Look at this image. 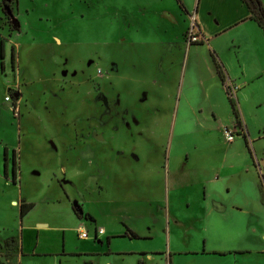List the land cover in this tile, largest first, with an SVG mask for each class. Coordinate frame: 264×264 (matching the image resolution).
<instances>
[{
    "label": "rangeland",
    "instance_id": "1",
    "mask_svg": "<svg viewBox=\"0 0 264 264\" xmlns=\"http://www.w3.org/2000/svg\"><path fill=\"white\" fill-rule=\"evenodd\" d=\"M133 7L131 0H0V264L11 252L23 255L22 241L26 248L39 243L40 253L70 255L29 256L25 264H139L130 250H169L194 234L186 223L179 233L174 227L175 217L183 222L194 211L178 196L170 209L175 180L164 166L171 157L186 158L193 142H205V130L194 127L207 122L184 105L175 112L174 101L162 97L151 73L157 49L132 46L147 39L132 35L145 29ZM243 27L217 44L236 61L228 51L239 42L242 64L248 69L252 61L259 72L255 88L263 102L254 110L264 134V36L255 38L253 54ZM5 148L11 158L17 153V184L12 160L10 177L4 174ZM25 203L37 205L29 219L21 217ZM39 220L50 228L38 229ZM95 228L106 231L101 241ZM80 229L90 239H80ZM128 229L151 239L121 237Z\"/></svg>",
    "mask_w": 264,
    "mask_h": 264
},
{
    "label": "crops",
    "instance_id": "2",
    "mask_svg": "<svg viewBox=\"0 0 264 264\" xmlns=\"http://www.w3.org/2000/svg\"><path fill=\"white\" fill-rule=\"evenodd\" d=\"M181 1L185 9L178 0H131L145 27L144 30H133L132 35L134 38L139 32L147 35L144 43L134 39L132 46L145 44L150 50L157 49L155 57L158 64L152 66L151 73L158 79L152 81L162 84V97L174 101L171 109L178 112L184 105V110L203 116L207 122L194 127L196 132L200 131L199 128L205 130V142H193L189 153L185 149L186 158L180 155L171 157L164 166L168 180H175L173 190L169 192L170 209V200L175 199L176 205L178 196L179 202L185 199L188 210L194 211L183 222L181 217H175L174 227L179 233L186 223L191 228L188 233L194 234H183L182 239L169 250L130 251L139 254V264H264V134L254 110L263 102L255 88L256 82H260V74L252 61L248 69L242 64L239 42L235 41L232 50L228 51V54L233 51L236 58L238 54L236 61L233 57L227 58L224 46L217 44L221 36L244 26L247 33L243 35L252 42L250 47L254 54V40L261 34L264 36V29L250 18L251 12L244 0H199L198 6ZM262 2L264 4V0ZM193 14L197 18L202 42L190 45L186 34L189 17ZM132 18L131 27L134 25V13ZM215 56L224 65L227 81L237 87L235 101L242 127L238 126ZM177 66L180 72L184 71L182 84L179 83L180 76H175ZM226 129L236 133L234 141L227 140ZM171 169L172 173L168 174ZM36 207L35 204L25 218L29 219ZM41 224L50 228V223L39 220L38 229H42ZM131 231L128 229L120 236L132 238L127 236ZM134 233L139 239H151L147 234ZM38 246L39 243L34 241L31 247L26 248L22 241L23 255L11 252L7 255L8 264H25V258L29 256H49L56 261L70 256L40 253ZM78 256L92 258L95 255Z\"/></svg>",
    "mask_w": 264,
    "mask_h": 264
},
{
    "label": "trees",
    "instance_id": "3",
    "mask_svg": "<svg viewBox=\"0 0 264 264\" xmlns=\"http://www.w3.org/2000/svg\"><path fill=\"white\" fill-rule=\"evenodd\" d=\"M178 2L180 3L181 7L183 9H185L182 1L178 0ZM244 2L246 3V5L248 6V8L251 12L250 18L252 20H255L256 22H258L260 27L262 29H264V4H263L262 0H244ZM6 58H7L6 43H5V41H3L2 42V59H3L2 69H3V72H5V70H6V63H5ZM214 59L216 62L218 73H219L223 83L226 84L227 77H226V73L224 70V65L222 62H220L218 60V58L216 56L214 57ZM11 61L13 64V68H15V62H16V51H15V49L12 50ZM230 103H231L232 109L234 111V114L237 118L238 126L242 127L241 114H240V111L238 109V106H237L235 99L230 97ZM12 158L10 156L9 149L5 148V150H4V174H5L6 178L10 177L11 172H10L9 161L12 160V162H13V165H12V167H13V182L15 184H17V179H18L17 173H18L19 166H18L17 153L16 152L13 154ZM34 208H35L34 203L22 204L21 205V217H22V219H24ZM127 236H130V237L135 238V239L140 238L136 233H134L132 231L130 234H127Z\"/></svg>",
    "mask_w": 264,
    "mask_h": 264
},
{
    "label": "built area",
    "instance_id": "4",
    "mask_svg": "<svg viewBox=\"0 0 264 264\" xmlns=\"http://www.w3.org/2000/svg\"><path fill=\"white\" fill-rule=\"evenodd\" d=\"M190 20V25H189V29L188 32L186 34V40L187 42L192 45V44H198L202 42V38L200 35V31H199V27H198V23H197V18L196 15L193 14L189 17ZM226 88L228 91V94L231 98L235 99L236 98V92H237V87L230 81L226 82ZM6 102L8 103H12V97L8 96L6 98ZM225 134H226V138L229 142H232L235 140L236 138V133L226 129L225 130ZM105 229L101 228V229H97L96 230V235H95V239L98 240L99 237L105 235ZM79 237L80 239L86 240V239H90V233L88 231H85L83 229H80L79 231Z\"/></svg>",
    "mask_w": 264,
    "mask_h": 264
},
{
    "label": "water",
    "instance_id": "5",
    "mask_svg": "<svg viewBox=\"0 0 264 264\" xmlns=\"http://www.w3.org/2000/svg\"><path fill=\"white\" fill-rule=\"evenodd\" d=\"M39 226L42 227V228L47 227L46 224H41V225H39Z\"/></svg>",
    "mask_w": 264,
    "mask_h": 264
},
{
    "label": "flooded vegetation",
    "instance_id": "6",
    "mask_svg": "<svg viewBox=\"0 0 264 264\" xmlns=\"http://www.w3.org/2000/svg\"><path fill=\"white\" fill-rule=\"evenodd\" d=\"M1 156V155H0ZM4 157V156H3Z\"/></svg>",
    "mask_w": 264,
    "mask_h": 264
}]
</instances>
